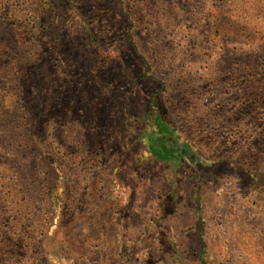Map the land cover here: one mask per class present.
<instances>
[{
    "label": "rangeland",
    "instance_id": "obj_1",
    "mask_svg": "<svg viewBox=\"0 0 264 264\" xmlns=\"http://www.w3.org/2000/svg\"><path fill=\"white\" fill-rule=\"evenodd\" d=\"M0 264H264V0H0Z\"/></svg>",
    "mask_w": 264,
    "mask_h": 264
},
{
    "label": "trees",
    "instance_id": "obj_2",
    "mask_svg": "<svg viewBox=\"0 0 264 264\" xmlns=\"http://www.w3.org/2000/svg\"><path fill=\"white\" fill-rule=\"evenodd\" d=\"M155 135L157 140H160L158 145L160 144V146H162L164 145L162 144L163 142H169L171 149L173 148L172 150L178 152L180 159H188L192 162H194L193 158L201 159V157L193 151L191 146L181 139L180 134L175 130V127H173L170 122H163L157 119ZM180 140L184 141V143H182Z\"/></svg>",
    "mask_w": 264,
    "mask_h": 264
}]
</instances>
